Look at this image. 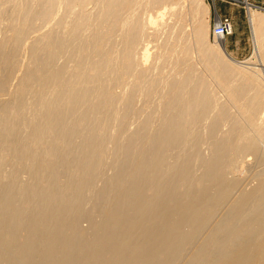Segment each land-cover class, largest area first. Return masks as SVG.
Wrapping results in <instances>:
<instances>
[{"label": "bare ground", "instance_id": "obj_1", "mask_svg": "<svg viewBox=\"0 0 264 264\" xmlns=\"http://www.w3.org/2000/svg\"><path fill=\"white\" fill-rule=\"evenodd\" d=\"M243 1L254 61L207 42L205 0H0V264H264Z\"/></svg>", "mask_w": 264, "mask_h": 264}, {"label": "rangeland", "instance_id": "obj_2", "mask_svg": "<svg viewBox=\"0 0 264 264\" xmlns=\"http://www.w3.org/2000/svg\"><path fill=\"white\" fill-rule=\"evenodd\" d=\"M247 1L256 6L258 10L261 9L264 12V0H246V2ZM205 2L209 5L210 14L206 35L207 42L213 43L215 41L211 31L215 12H217L219 15L225 17L227 16V18H229L233 25L232 34L225 38L226 52L238 61H245L247 59L254 61L256 54L254 55L253 53L255 52V49L253 48V43L251 41L252 39L250 35V28L247 22V13L244 1L239 0L238 2L237 0H205ZM219 6L221 7V10L219 9ZM151 44L152 43H149L148 45L151 46ZM255 173H259L261 177H264V163L261 164L260 162H257L251 156V168H247V171H245L244 173L245 178H243L242 181L245 183V181L247 182L250 179L249 177H251V183H253V181H255V179L253 178L255 177H253L252 175H254ZM259 175L257 174V176Z\"/></svg>", "mask_w": 264, "mask_h": 264}, {"label": "built area", "instance_id": "obj_3", "mask_svg": "<svg viewBox=\"0 0 264 264\" xmlns=\"http://www.w3.org/2000/svg\"><path fill=\"white\" fill-rule=\"evenodd\" d=\"M247 3H250L247 1ZM252 5V3H250ZM217 17V18H216ZM233 25L229 18L217 14L214 16L213 24H212V35L217 36V38L225 39L227 36L232 34Z\"/></svg>", "mask_w": 264, "mask_h": 264}, {"label": "crops", "instance_id": "obj_4", "mask_svg": "<svg viewBox=\"0 0 264 264\" xmlns=\"http://www.w3.org/2000/svg\"><path fill=\"white\" fill-rule=\"evenodd\" d=\"M239 2V0H237ZM219 9L221 10V7L219 6ZM227 17V16H226Z\"/></svg>", "mask_w": 264, "mask_h": 264}]
</instances>
